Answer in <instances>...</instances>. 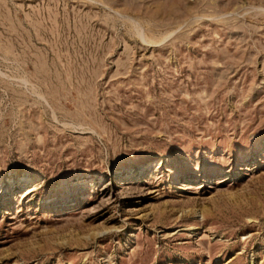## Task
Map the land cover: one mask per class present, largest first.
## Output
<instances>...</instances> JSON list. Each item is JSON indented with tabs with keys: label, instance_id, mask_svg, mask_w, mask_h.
Returning <instances> with one entry per match:
<instances>
[{
	"label": "rangeland",
	"instance_id": "374dc122",
	"mask_svg": "<svg viewBox=\"0 0 264 264\" xmlns=\"http://www.w3.org/2000/svg\"><path fill=\"white\" fill-rule=\"evenodd\" d=\"M0 264H264V0H0Z\"/></svg>",
	"mask_w": 264,
	"mask_h": 264
}]
</instances>
